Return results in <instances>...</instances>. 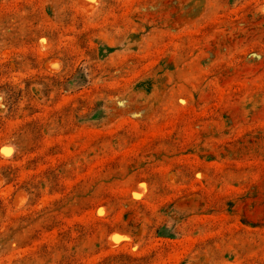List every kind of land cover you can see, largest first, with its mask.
Listing matches in <instances>:
<instances>
[{"label": "rangeland", "instance_id": "obj_1", "mask_svg": "<svg viewBox=\"0 0 264 264\" xmlns=\"http://www.w3.org/2000/svg\"><path fill=\"white\" fill-rule=\"evenodd\" d=\"M85 1L0 0V264H264V0Z\"/></svg>", "mask_w": 264, "mask_h": 264}, {"label": "bare ground", "instance_id": "obj_2", "mask_svg": "<svg viewBox=\"0 0 264 264\" xmlns=\"http://www.w3.org/2000/svg\"><path fill=\"white\" fill-rule=\"evenodd\" d=\"M90 3V2H89ZM80 8H82V10H84L83 12H89L90 11V6H88L87 5V2L85 1V0H80ZM49 65H51V64H49ZM48 68H50V67H48ZM53 70V69H52ZM19 192V191H18ZM20 195H19V199H20ZM19 199H18V201H19ZM17 200V199H16ZM23 200V199H22ZM14 202V201H13ZM18 204H21V201H20V203H17V206H18ZM109 239V238H108ZM118 239V238H117ZM107 243L108 244H111V245H114V244H117V241H116V239H114V238H112V239H109V241H107Z\"/></svg>", "mask_w": 264, "mask_h": 264}, {"label": "snow or ice", "instance_id": "obj_3", "mask_svg": "<svg viewBox=\"0 0 264 264\" xmlns=\"http://www.w3.org/2000/svg\"><path fill=\"white\" fill-rule=\"evenodd\" d=\"M5 151H7V150H5Z\"/></svg>", "mask_w": 264, "mask_h": 264}]
</instances>
